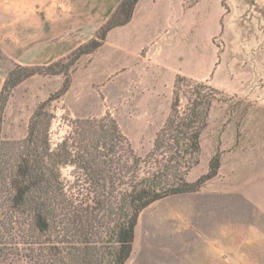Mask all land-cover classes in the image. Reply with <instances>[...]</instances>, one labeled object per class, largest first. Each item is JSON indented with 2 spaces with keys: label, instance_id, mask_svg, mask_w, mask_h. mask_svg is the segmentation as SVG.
Segmentation results:
<instances>
[{
  "label": "rangeland",
  "instance_id": "374dc122",
  "mask_svg": "<svg viewBox=\"0 0 264 264\" xmlns=\"http://www.w3.org/2000/svg\"><path fill=\"white\" fill-rule=\"evenodd\" d=\"M198 4L192 28L171 55H160V35L142 41L135 29L118 27L92 53L72 64L71 53L60 60L66 74L22 81L5 108V137L22 139L37 106L66 84L51 103L54 142L64 134V120L110 116L144 158L169 114L177 75L222 92L187 180L207 173L214 155L216 175L197 192L143 209L125 264H264V0ZM1 67L9 62L1 60Z\"/></svg>",
  "mask_w": 264,
  "mask_h": 264
},
{
  "label": "trees",
  "instance_id": "16d2710c",
  "mask_svg": "<svg viewBox=\"0 0 264 264\" xmlns=\"http://www.w3.org/2000/svg\"><path fill=\"white\" fill-rule=\"evenodd\" d=\"M138 1L122 0L95 37L71 53V64L101 47L111 30L126 25ZM199 1L184 0L187 7ZM5 59L0 52V61ZM66 68L61 61L47 66L9 62L5 71L0 92V264H125L139 213L168 196L197 192L219 168L214 155L207 173L187 180L199 163L201 134L222 92L180 75L169 114L144 158L110 116L64 120V134L54 142L51 103L66 92V84L37 106L22 139L5 137L11 92L25 79L64 75Z\"/></svg>",
  "mask_w": 264,
  "mask_h": 264
},
{
  "label": "crops",
  "instance_id": "0c3cea01",
  "mask_svg": "<svg viewBox=\"0 0 264 264\" xmlns=\"http://www.w3.org/2000/svg\"><path fill=\"white\" fill-rule=\"evenodd\" d=\"M121 1L0 0L3 61L7 65L47 66L63 60L93 38ZM194 8L185 6L184 0H139L131 20L122 27L138 31L142 41L160 35V55L167 52L169 56L176 40H183L192 28ZM114 30L107 34V42ZM6 70L0 68V92Z\"/></svg>",
  "mask_w": 264,
  "mask_h": 264
}]
</instances>
